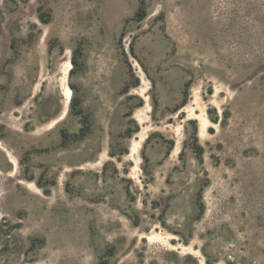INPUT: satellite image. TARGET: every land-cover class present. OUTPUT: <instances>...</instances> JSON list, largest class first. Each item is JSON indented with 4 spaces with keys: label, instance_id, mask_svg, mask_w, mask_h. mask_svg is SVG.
<instances>
[{
    "label": "rangeland",
    "instance_id": "obj_1",
    "mask_svg": "<svg viewBox=\"0 0 264 264\" xmlns=\"http://www.w3.org/2000/svg\"><path fill=\"white\" fill-rule=\"evenodd\" d=\"M0 264H264V0H0Z\"/></svg>",
    "mask_w": 264,
    "mask_h": 264
},
{
    "label": "trees",
    "instance_id": "obj_2",
    "mask_svg": "<svg viewBox=\"0 0 264 264\" xmlns=\"http://www.w3.org/2000/svg\"><path fill=\"white\" fill-rule=\"evenodd\" d=\"M138 15H139V18H141V19L144 18V16H145V10H144L143 6H141ZM72 63L74 65V67L71 69L70 75L74 74V68L77 65V62H76V60H75L74 57L72 59ZM128 66H129V69L132 70V66L130 64H128ZM190 83H191V81L187 82V84L185 85L186 87H185V90H184L183 99H182L181 103L174 110L175 112H177L180 109H182L188 103V101H189V91H188V87L190 86ZM137 85H138V83L137 84H134V86H137ZM70 86H71V88L74 91L75 87L72 84H70ZM141 105L142 104H140V106ZM77 107H78V100L73 96L72 97V108L76 109ZM138 131H140V125L139 124H137V127H136V130L135 131L129 129V130H127V133H128V136H132L133 132H138ZM194 148H195V152L197 154L198 159L200 161H202L203 160V148L201 146L194 147Z\"/></svg>",
    "mask_w": 264,
    "mask_h": 264
},
{
    "label": "bare ground",
    "instance_id": "obj_3",
    "mask_svg": "<svg viewBox=\"0 0 264 264\" xmlns=\"http://www.w3.org/2000/svg\"><path fill=\"white\" fill-rule=\"evenodd\" d=\"M64 96H65V102H66V105L69 104L72 96H73V91L71 88L67 87V89L65 90L64 92Z\"/></svg>",
    "mask_w": 264,
    "mask_h": 264
}]
</instances>
